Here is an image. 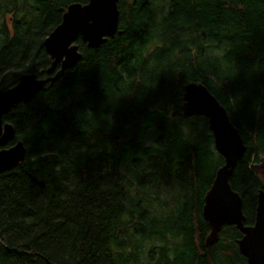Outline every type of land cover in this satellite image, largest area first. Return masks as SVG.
I'll use <instances>...</instances> for the list:
<instances>
[{
    "label": "trees",
    "instance_id": "trees-1",
    "mask_svg": "<svg viewBox=\"0 0 264 264\" xmlns=\"http://www.w3.org/2000/svg\"><path fill=\"white\" fill-rule=\"evenodd\" d=\"M0 0V87L47 77L71 2ZM116 32L3 114L25 155L0 172V264H248L235 225L202 216L224 158L184 85L226 107L246 150L230 177L255 221L264 190V0H118ZM58 69V66L56 67ZM55 69V71H56Z\"/></svg>",
    "mask_w": 264,
    "mask_h": 264
},
{
    "label": "water",
    "instance_id": "water-1",
    "mask_svg": "<svg viewBox=\"0 0 264 264\" xmlns=\"http://www.w3.org/2000/svg\"><path fill=\"white\" fill-rule=\"evenodd\" d=\"M119 17L118 0L69 3L61 22L44 39L51 58L47 72L54 71V74L38 77L35 73H23L19 76L18 85L21 86L22 82L21 87H0V172L21 162L26 151L21 140L5 146L15 138V130L11 123L3 122V114L14 104L32 98L46 83L53 82L78 62L81 59L76 43L79 38L88 46L96 47L113 35L118 28ZM182 109L185 117L202 115L207 118L214 147L224 158L204 196L202 216L210 229L206 246L218 241L224 225H235L242 232L238 246L248 264H264V190L260 189L257 194L255 221L247 225L242 196L230 184L234 167L246 150L239 129L231 121L226 107L202 82L191 81L184 85Z\"/></svg>",
    "mask_w": 264,
    "mask_h": 264
},
{
    "label": "bare ground",
    "instance_id": "bare-ground-1",
    "mask_svg": "<svg viewBox=\"0 0 264 264\" xmlns=\"http://www.w3.org/2000/svg\"><path fill=\"white\" fill-rule=\"evenodd\" d=\"M77 44H78V43H77ZM78 46H79V44H78ZM18 84H19V79H18L17 83L14 84L13 86H14V87H15V86H16V87H21V86H22V82H21V86H19ZM11 87H12V86H11Z\"/></svg>",
    "mask_w": 264,
    "mask_h": 264
},
{
    "label": "flooded vegetation",
    "instance_id": "flooded-vegetation-1",
    "mask_svg": "<svg viewBox=\"0 0 264 264\" xmlns=\"http://www.w3.org/2000/svg\"><path fill=\"white\" fill-rule=\"evenodd\" d=\"M76 43H78V40H77V42ZM80 51V50H79ZM59 68V67H58Z\"/></svg>",
    "mask_w": 264,
    "mask_h": 264
}]
</instances>
